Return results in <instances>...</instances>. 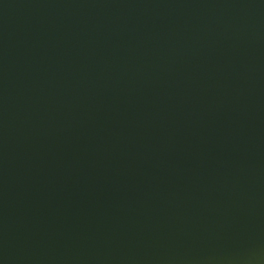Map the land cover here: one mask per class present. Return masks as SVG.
Segmentation results:
<instances>
[{"label":"water","instance_id":"water-1","mask_svg":"<svg viewBox=\"0 0 264 264\" xmlns=\"http://www.w3.org/2000/svg\"><path fill=\"white\" fill-rule=\"evenodd\" d=\"M0 264H264V0H0Z\"/></svg>","mask_w":264,"mask_h":264}]
</instances>
